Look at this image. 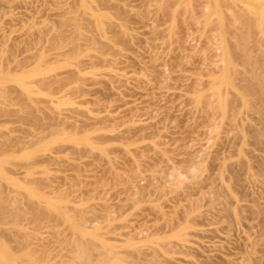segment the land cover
Returning <instances> with one entry per match:
<instances>
[{
	"label": "rangeland",
	"instance_id": "1",
	"mask_svg": "<svg viewBox=\"0 0 264 264\" xmlns=\"http://www.w3.org/2000/svg\"><path fill=\"white\" fill-rule=\"evenodd\" d=\"M227 6L0 0V264H264V96Z\"/></svg>",
	"mask_w": 264,
	"mask_h": 264
},
{
	"label": "bare ground",
	"instance_id": "2",
	"mask_svg": "<svg viewBox=\"0 0 264 264\" xmlns=\"http://www.w3.org/2000/svg\"><path fill=\"white\" fill-rule=\"evenodd\" d=\"M237 3V0H235ZM229 1H227L228 3ZM231 3H228V5H230ZM233 5V3H232ZM235 6V5H234ZM228 7V6H227ZM238 9H236V13H234V7L232 9H230V6L228 7L230 10H232L231 12L234 13L232 14V18H235L236 20H234L236 22V24H238V30L237 33L234 35H237L238 38V44H237V49H238V53L236 54L238 56V58L240 59L239 62L242 65V72H241V76L239 77L242 81V90L244 93V96H249V95H253V97H251L250 99L247 98L245 100V98H243L249 105L254 106L256 108V111L260 110L261 105H259L260 100L262 99V97L264 96V0H238ZM226 8V9H228ZM228 10V11H230ZM231 14V13H230ZM230 18V17H229ZM10 19V18H8ZM233 20V19H232ZM75 21V20H74ZM83 22V21H82ZM233 22V21H232ZM63 23V22H62ZM234 23V22H233ZM235 25V23H234ZM226 26V25H225ZM236 26V25H235ZM230 29V28H227ZM229 31V30H228ZM231 32V31H230ZM233 35V36H234ZM65 36V35H64ZM229 41V40H228ZM3 50V49H2ZM50 50V49H49ZM234 50V49H233ZM13 52V51H12ZM237 53V51H236ZM234 55V54H233ZM235 56V55H234ZM238 60V59H237ZM20 65V64H19ZM42 65V64H41ZM18 66V65H17ZM6 69V68H4ZM3 69V70H4ZM238 70V69H236ZM241 70V69H240ZM239 73V72H238ZM75 76V75H74ZM67 78V77H66ZM75 78V77H74ZM73 78V79H74ZM80 78V77H78ZM7 79V78H6ZM69 79V78H68ZM67 79V80H68ZM71 78V80H73ZM77 79V78H76ZM81 79V78H80ZM1 80V79H0ZM3 80V78H2ZM5 80V78H4ZM55 80V79H54ZM62 80V79H61ZM64 80V78H63ZM41 82L45 83V80H42ZM66 82V81H65ZM11 86V85H10ZM33 99V98H32ZM250 100V102H249ZM244 101V102H245ZM261 104V103H260ZM32 108V107H31ZM33 111V110H32ZM2 112V111H1ZM4 112V111H3ZM262 112V110H261ZM9 114V113H8ZM263 116V115H262ZM261 116V118H263ZM28 119V117H26ZM40 118V117H39ZM256 118V117H255ZM254 118V120H255ZM264 119V118H263ZM31 120V119H30ZM36 120V119H35ZM257 120V119H256ZM261 123V122H260ZM259 124V123H258ZM264 124V123H263ZM261 126H263L261 124ZM257 130V129H256ZM255 138V136H254ZM0 150H2L0 148ZM4 150V149H3ZM5 152L7 151L6 148L4 150ZM4 151H0L2 153H4ZM258 159V158H257ZM4 200V199H3ZM31 201V200H30ZM215 201V199H214ZM51 204V203H50ZM36 206V205H34ZM38 206V205H37ZM45 206V205H44ZM32 207V206H31ZM5 206L4 203L0 202V212L5 210ZM40 208V206H39ZM41 209V208H40ZM44 209V208H43ZM51 211V210H50ZM83 212V211H82ZM46 213V212H45ZM47 214V213H46ZM50 214H52L50 212ZM33 216V215H32ZM47 216V215H46ZM34 217V216H33ZM37 217V216H36ZM35 218V217H34ZM2 220V219H1ZM0 220V221H1ZM4 223V222H3ZM7 228V227H6ZM6 230V229H5ZM7 234V232L5 233ZM11 235V234H10ZM78 235V233H77ZM79 236V235H78ZM14 237V236H13ZM15 238V237H14ZM79 238V237H77ZM83 239V238H82ZM82 239L80 241H82ZM75 240V239H74ZM84 240V239H83ZM78 242V240H75ZM25 242V241H24ZM83 243V242H81ZM76 244V242H75ZM79 244V243H78ZM85 244V243H83ZM82 244V245H83ZM96 244V243H95ZM98 244V243H97ZM27 246V243L25 244ZM93 245V244H92ZM75 246V245H74ZM79 246V245H77ZM81 246V244H80ZM85 245H83L84 247ZM100 246V245H98ZM76 247V246H75ZM89 247V246H88ZM91 247V246H90ZM102 247V246H100ZM99 247V250H100ZM79 250L81 249V247H77ZM97 248V247H96ZM86 254L83 253L81 254V250L79 251L80 253H78V256L82 259V262H88L87 258L90 255V253H88V251L90 250H86V247H84ZM105 248H103L104 250ZM48 250V249H47ZM83 250V249H82ZM94 250V249H93ZM102 250V249H101ZM102 250V251H103ZM107 250V249H106ZM106 250H104L106 252ZM124 251V250H123ZM153 251V250H152ZM156 251V250H155ZM7 251L4 252H0L1 255H7L6 254ZM77 252V251H76ZM96 252V250H95ZM99 252V251H98ZM110 252L113 253H118V251L114 252L110 250ZM121 252V250L119 251ZM126 252V251H125ZM12 253V252H11ZM133 253V252H132ZM150 253V252H149ZM153 253V252H152ZM151 253V254H152ZM80 254V255H79ZM98 254V253H96ZM104 254V253H103ZM107 254V252H106ZM119 254V253H118ZM124 254V252H123ZM130 254V253H129ZM146 254V253H145ZM149 254V255H151ZM12 255V254H11ZM88 255V256H87ZM109 255H111V253H109L108 251V255H105V259H108ZM120 255H122V252L120 253ZM147 255V254H146ZM77 256V258H78ZM85 256L87 257L86 260ZM97 256V255H96ZM104 256V255H103ZM113 256V255H111ZM118 257V255H115L113 257ZM126 256V255H124ZM121 256V257H124ZM129 256V255H128ZM152 256V255H151ZM8 257V256H7ZM98 257H100V254L98 255ZM116 257V258H117ZM132 257V256H131ZM136 257V256H135ZM154 257V254H153ZM79 258V259H80ZM101 258V257H100ZM138 258V257H137ZM140 258V255H139ZM5 259V258H4ZM76 259V258H75ZM127 259V256L126 258ZM129 259V257H128ZM128 259L126 260V262L128 261ZM131 259V258H130ZM10 260V259H9ZM153 260V259H152ZM155 260V258H154ZM74 261V260H73ZM90 261V259H89ZM72 264V262H71ZM87 264V263H86Z\"/></svg>",
	"mask_w": 264,
	"mask_h": 264
}]
</instances>
